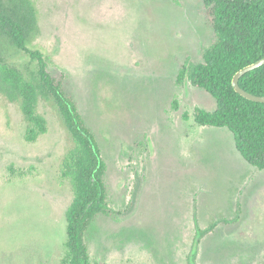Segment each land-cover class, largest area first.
<instances>
[{
  "label": "rangeland",
  "instance_id": "374dc122",
  "mask_svg": "<svg viewBox=\"0 0 264 264\" xmlns=\"http://www.w3.org/2000/svg\"><path fill=\"white\" fill-rule=\"evenodd\" d=\"M17 0H4L11 3ZM40 51L99 144L111 217L84 241L93 264H264V169L247 163L226 128L198 125L214 98L187 79L214 42L203 0H27ZM2 62H36L0 38ZM46 130L25 138L19 101L0 93V264H62L73 198L62 162L74 146L52 98ZM187 115V116H185Z\"/></svg>",
  "mask_w": 264,
  "mask_h": 264
},
{
  "label": "trees",
  "instance_id": "16d2710c",
  "mask_svg": "<svg viewBox=\"0 0 264 264\" xmlns=\"http://www.w3.org/2000/svg\"><path fill=\"white\" fill-rule=\"evenodd\" d=\"M203 4L210 15L214 42L204 51L201 62L184 65L178 71L176 82L187 79L210 94L215 100L214 110L196 108L194 121L200 126L229 130L241 157L257 169H264V102L247 99L232 86V77L240 68L264 57V0H203ZM35 25V10L27 0H0V38L27 53L37 65L25 76L0 58V93L10 101H19L29 123L27 141H34L46 130L44 117L36 111L38 99L52 98L55 102L74 142L62 162L61 174L69 178L73 191L65 211L62 264H93L84 232L98 214L118 217L119 212L107 201L106 165L95 135L73 97L49 74L43 54L27 46ZM238 84L251 94L264 95V64L244 73ZM195 257L193 253L188 264H195Z\"/></svg>",
  "mask_w": 264,
  "mask_h": 264
},
{
  "label": "water",
  "instance_id": "95a60500",
  "mask_svg": "<svg viewBox=\"0 0 264 264\" xmlns=\"http://www.w3.org/2000/svg\"><path fill=\"white\" fill-rule=\"evenodd\" d=\"M264 64V57L249 63L247 65H245L244 67L240 68L232 77V86L234 88V90L239 93L240 95H242L243 97L253 100V101H257V102H264V95L260 96V95H254L251 94L245 90H243L239 84H238V80L239 78L246 72L253 70L261 65Z\"/></svg>",
  "mask_w": 264,
  "mask_h": 264
}]
</instances>
